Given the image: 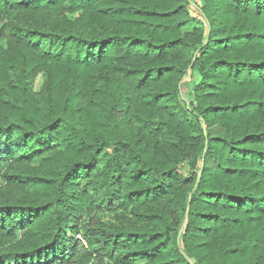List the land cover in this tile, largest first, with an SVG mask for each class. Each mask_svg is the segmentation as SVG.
I'll use <instances>...</instances> for the list:
<instances>
[{
    "label": "trees",
    "instance_id": "obj_1",
    "mask_svg": "<svg viewBox=\"0 0 264 264\" xmlns=\"http://www.w3.org/2000/svg\"><path fill=\"white\" fill-rule=\"evenodd\" d=\"M0 173V264H264V0H0Z\"/></svg>",
    "mask_w": 264,
    "mask_h": 264
},
{
    "label": "rangeland",
    "instance_id": "obj_2",
    "mask_svg": "<svg viewBox=\"0 0 264 264\" xmlns=\"http://www.w3.org/2000/svg\"><path fill=\"white\" fill-rule=\"evenodd\" d=\"M69 17L72 18L73 16L69 15ZM200 21H201V20H200L199 18H197V21H196V22H200ZM194 25H195V24H193V25L190 26V27L185 28V29H184V32H185V33H189V32H191V31L193 30V28H194ZM201 25H202V24H201ZM196 78H197V77H196ZM44 81H45L44 76H43V75H40V76L37 78V80H36V82H35V85H34V89H35V91H39V90L41 89V87H42ZM2 187H3V178H2V175H1V173H0V189H2ZM105 219H106V220H107V219H110V216H105Z\"/></svg>",
    "mask_w": 264,
    "mask_h": 264
},
{
    "label": "water",
    "instance_id": "obj_3",
    "mask_svg": "<svg viewBox=\"0 0 264 264\" xmlns=\"http://www.w3.org/2000/svg\"><path fill=\"white\" fill-rule=\"evenodd\" d=\"M188 80H190V78Z\"/></svg>",
    "mask_w": 264,
    "mask_h": 264
}]
</instances>
